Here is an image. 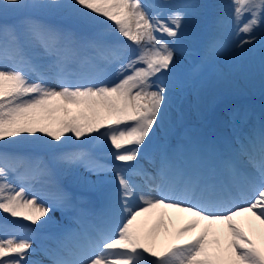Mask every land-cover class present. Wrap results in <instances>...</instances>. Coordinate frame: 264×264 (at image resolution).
<instances>
[{"label":"snow or ice","instance_id":"6c2138e0","mask_svg":"<svg viewBox=\"0 0 264 264\" xmlns=\"http://www.w3.org/2000/svg\"><path fill=\"white\" fill-rule=\"evenodd\" d=\"M228 8L235 47L258 44L264 52V0H231ZM195 16L207 17L214 31L225 23L192 0H0V214H8L0 222V264H36L30 257L39 248L29 234L47 223L42 218L53 206L28 181L56 185L55 200L76 211L77 227L45 250L48 264H264V122L236 137L206 170L176 163L169 147L152 142L166 127ZM223 47L214 35L206 55ZM37 133L54 149L79 145L49 162L19 155L23 145L43 139ZM86 144L100 154L79 147ZM61 166L83 167L97 178L90 187L111 174L113 186L89 200L59 184ZM9 173L17 174L19 190ZM169 209L191 219L158 251L163 220L147 233L137 222ZM247 214L260 222V244L239 223ZM8 217L28 224L10 230ZM217 225L226 227V246Z\"/></svg>","mask_w":264,"mask_h":264},{"label":"rangeland","instance_id":"374dc122","mask_svg":"<svg viewBox=\"0 0 264 264\" xmlns=\"http://www.w3.org/2000/svg\"><path fill=\"white\" fill-rule=\"evenodd\" d=\"M149 2L158 4L163 3L164 0H149ZM192 2L201 5H208L211 12H214L216 15L224 18L225 23L220 26L219 29L214 31L209 27L207 17L195 16L189 24L185 47H188L192 53L188 54V59L180 61L178 80L172 91V96L179 95L183 97V101L186 106H184V109H180L179 107L172 105L169 112L171 117L166 122V129L169 133L176 131L175 129H177V127H181V125L185 123L184 119H186L188 123L190 122L191 117L193 119L196 118L195 120L204 125L207 121L211 123L213 121L212 117L215 114L217 115L216 120L218 123L222 124L226 129L231 123L235 124L239 122L238 118H240V116H244L237 115V118L233 116L234 109L240 108V110L246 111L250 106L254 109L253 103L255 104V100L262 98L261 101H264V52L261 51L260 47H246L243 51L235 47L234 37L232 35L233 26L229 22L231 13L228 6L231 3V0H192ZM201 11L205 10L201 9ZM46 22L52 24L62 23V21L57 17H46ZM7 23H13L11 18L7 21ZM214 35L221 36L224 41V47L218 55L208 57L206 55V46L210 38ZM196 38L197 40L194 41L193 39ZM192 40L194 43H192ZM189 57H191L190 60L196 57L194 60H191L194 61L193 63L189 60ZM203 59L205 64H203ZM192 65H194V70L190 72L188 68ZM202 67H205L204 69L207 67L208 71H203V69L202 71H199ZM218 69L227 71L228 77L234 81H239L243 87L246 88L248 93L246 95L242 94L238 88H235L227 83L226 78L224 79L220 75ZM197 70L200 74L203 72H209L207 75L208 79L203 83L199 92L191 89L194 87L196 81L201 77L200 74H197ZM250 101L252 103H249ZM187 109H189V114ZM254 110H256V107ZM261 110L258 112H261ZM248 112L249 111H247V113ZM247 116L249 115L247 114ZM187 128L188 127H186V129ZM185 131V126L180 128L177 132V137L184 136ZM37 135L42 136L43 139L40 142L23 145L19 150V155L25 154L26 157H35L36 155L37 157L42 158L45 162H49L52 160L53 156L59 154L60 152L77 150V145H79V142L77 141L75 144L69 145L66 148L54 149L44 143V141L51 140L50 137H47L42 133H37ZM28 138L29 141H32L31 136ZM52 143L56 144L58 142L52 141ZM79 147L82 150H92L95 154H100L99 147L93 149L91 145L87 144ZM65 167L66 166H61L56 170V178L59 180L60 185L70 188L74 192L78 189L82 191L84 190L82 189L84 176L87 183L97 179L94 175L84 172L83 167L82 169L80 167V170L79 168L76 169L75 176L67 174L64 170ZM18 171L22 173L25 172V169L21 168ZM30 173L31 172H29V174ZM102 179L105 183H97V185L94 186V191L97 193L106 190L107 185L113 181L112 179H114V176L107 174L102 176ZM8 180L17 187V190H19L21 183L17 179V174L9 173ZM48 185L49 184L42 183V187ZM58 213V210L52 208V211H50L46 217L42 218V220H46L47 223L42 225L35 232L41 235L46 228H49L47 226L50 224L61 221L62 223L66 222L61 215V217L58 216ZM7 215L8 214H0V222H2L3 217H6ZM8 220V228L10 230L15 229L21 224H28L27 221H22L17 218L15 220L16 225L14 226V223L11 222L13 219L8 217ZM35 232L31 234L32 238L36 237L37 234H35Z\"/></svg>","mask_w":264,"mask_h":264},{"label":"bare ground","instance_id":"6f19581e","mask_svg":"<svg viewBox=\"0 0 264 264\" xmlns=\"http://www.w3.org/2000/svg\"><path fill=\"white\" fill-rule=\"evenodd\" d=\"M252 47L255 48V47H260V46L258 44H256V45H253ZM184 57L185 56L181 57L180 61H182L184 59ZM206 71H208V69ZM218 71L220 72V75L224 79L226 78L227 83H229L231 86L238 88L239 91L242 92V94L246 95L248 93L246 88H244L243 85L239 81H234L228 77L227 71H224L221 69L220 70L218 69ZM206 73L207 72H203L200 74L201 75L200 79H198L196 81L194 87L191 88L193 91H196V92L200 91L201 86L208 79L207 75L209 74V72L207 74ZM172 105L177 106L180 109H184L185 108L184 106H186V104L183 101V97L179 96V95H173L172 96ZM68 108L71 109L72 114H76L78 112V109L74 105H68ZM187 111L189 114V109H187ZM55 115H56V117H62L63 112H58ZM160 130L161 129H157L156 135L154 136L155 139H158V141L162 140V137H157ZM157 159H158V157H157ZM143 164H145L146 166L148 165L150 168L153 167V164L149 163V161L147 159H145ZM77 168H79V170H80V167H78V166H66L64 170L67 174L75 176ZM81 169H82V167H81ZM112 182L110 183L111 185H108L107 189H109L113 186ZM90 185H91V182L87 183L86 178L84 176L83 181H82V189H84L87 193H93V190L95 189V187H94L95 185L91 186V187H90ZM89 191H91V192H89ZM12 219L15 220L17 218H12ZM161 219L163 220L164 224L166 225V230H165V228H161L159 231V234L155 238L156 250H158V251L162 250L170 242H172L175 233L180 228L184 227L190 221L191 217L187 213L178 212V211L172 210V209L163 210V213H162V210H154V211L149 212V213L145 214L144 216L140 217L138 222H137V227L141 230L142 233H147L152 229V227L154 225L159 223L161 221ZM239 223H240L241 227L244 229V231L252 239L256 240L258 244L261 243V236H260L261 225H260V222L255 219V217H252L250 214L244 215V216L239 218ZM203 227H204V224L202 223L193 232L185 234L184 239H190V238L194 237L195 235H197L201 231V229ZM215 231L217 232L218 237L221 241V246H226L227 240H228V234H227L226 227L223 225H217Z\"/></svg>","mask_w":264,"mask_h":264}]
</instances>
